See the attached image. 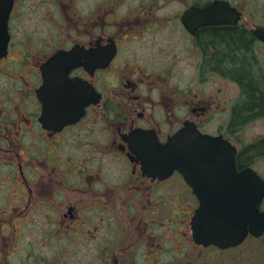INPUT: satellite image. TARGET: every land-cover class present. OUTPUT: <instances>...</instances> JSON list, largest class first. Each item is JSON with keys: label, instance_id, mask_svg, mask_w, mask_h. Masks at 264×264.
Masks as SVG:
<instances>
[{"label": "flooded vegetation", "instance_id": "1", "mask_svg": "<svg viewBox=\"0 0 264 264\" xmlns=\"http://www.w3.org/2000/svg\"><path fill=\"white\" fill-rule=\"evenodd\" d=\"M257 29L264 0H0V264H242L264 235L225 246L196 217L241 196L221 142L237 171L264 159L223 43L264 87ZM185 129L218 144L188 177L162 159Z\"/></svg>", "mask_w": 264, "mask_h": 264}, {"label": "water", "instance_id": "2", "mask_svg": "<svg viewBox=\"0 0 264 264\" xmlns=\"http://www.w3.org/2000/svg\"><path fill=\"white\" fill-rule=\"evenodd\" d=\"M255 33H257V37L260 40L264 41V31L257 29ZM55 59H58V55L52 57L50 63ZM223 144L225 145V150L223 149ZM197 145L201 146V149L206 147L208 152H212L215 149L214 146L218 144L216 145L209 137L201 136L199 133L188 134L185 129L166 144L164 147L166 150H164L165 153H163L162 159L165 162L176 161L174 168L185 177H188V170L190 168L188 162L194 160ZM220 146L219 149H216L219 154V158L216 161L226 163L225 165H218L217 170L220 171V176L223 175L222 172L224 170L226 172L231 170L232 177L241 178V180L236 179V182L233 183L237 187L241 186V196L231 200V206L227 205L229 209L223 210V212H213L211 209L201 206L197 212L196 220H200L208 211V218L203 221L205 224L209 223L211 226L209 232L215 235L212 241H221L223 243L219 242V244L229 246L243 242L249 233L255 238L264 234V211H260L261 202L264 199V180L252 169L237 171L235 166V150L229 147L227 143L221 142ZM203 153V150L199 151L201 155L198 158L199 160L203 159ZM166 169L172 171L170 167ZM219 226L221 227L219 228Z\"/></svg>", "mask_w": 264, "mask_h": 264}, {"label": "trees", "instance_id": "3", "mask_svg": "<svg viewBox=\"0 0 264 264\" xmlns=\"http://www.w3.org/2000/svg\"><path fill=\"white\" fill-rule=\"evenodd\" d=\"M227 48L235 49V53L230 56H226V65L236 68L241 65V69H235L237 75L241 76V80L244 85V91L247 95L245 106L249 108L248 112L264 113V87L261 84L259 73L254 68L253 64H250L244 55L246 46L241 43H231L229 41L223 42ZM236 45V47L234 46ZM223 58V57H222ZM254 153L264 152V142L259 143L254 147Z\"/></svg>", "mask_w": 264, "mask_h": 264}, {"label": "rangeland", "instance_id": "4", "mask_svg": "<svg viewBox=\"0 0 264 264\" xmlns=\"http://www.w3.org/2000/svg\"><path fill=\"white\" fill-rule=\"evenodd\" d=\"M183 73V71H182ZM263 132L260 126H251L245 130L247 137H251ZM254 167L257 169L258 173L264 178V159L257 160ZM243 259L242 264H264V239L262 243L258 245L253 243H248L243 246Z\"/></svg>", "mask_w": 264, "mask_h": 264}]
</instances>
